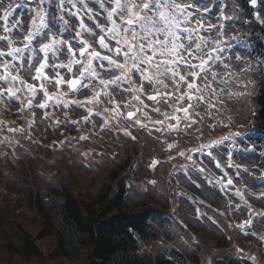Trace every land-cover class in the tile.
Segmentation results:
<instances>
[{
	"label": "trees",
	"instance_id": "obj_1",
	"mask_svg": "<svg viewBox=\"0 0 264 264\" xmlns=\"http://www.w3.org/2000/svg\"><path fill=\"white\" fill-rule=\"evenodd\" d=\"M231 1L239 16L233 34L254 45L255 51L246 52L251 53L255 66L264 58V24L256 20L246 0ZM261 1L264 17V0ZM218 12L219 8L213 7V13ZM225 12H230L228 6ZM242 79L253 83L247 89L234 88L247 94L241 97L236 112L227 113V131H249L256 135L255 143L264 146V76L245 74ZM211 136L212 132L205 135V131L194 127L186 134L166 139L193 147L205 144ZM106 144L118 148L116 163L103 159L87 175L68 172L61 166L57 185L37 175L42 167L37 161L10 165L0 159V237L6 242L7 252L26 262L41 260L44 254L37 242L52 239L54 247L45 257V263L50 264H205L208 257L214 262L210 260L211 264H251L245 254L252 251L250 247L256 239L241 231L247 220L235 219V214L229 212L222 214L219 201L223 197H218L215 190L209 192L212 206L206 213L199 215L189 206L187 209L184 201L176 213L180 218L172 213L162 187L170 178L168 167L160 176H153L149 170L151 157L161 151V142L154 139L132 143L133 147L125 143L124 148L114 140ZM252 173L264 177V172ZM150 179L156 183L155 192L142 185L149 187ZM212 218H217L218 226L210 224L208 220ZM31 220L39 227L38 239L25 227ZM196 230L201 243H194ZM254 231L263 234L256 227ZM180 239L185 245L180 244ZM205 252H211V256Z\"/></svg>",
	"mask_w": 264,
	"mask_h": 264
},
{
	"label": "snow or ice",
	"instance_id": "obj_2",
	"mask_svg": "<svg viewBox=\"0 0 264 264\" xmlns=\"http://www.w3.org/2000/svg\"><path fill=\"white\" fill-rule=\"evenodd\" d=\"M250 2L253 7L257 6V0ZM88 3L98 4L106 13L101 23L110 26L105 29L101 24H97L96 27L100 28L102 33L99 36L100 47L112 55L102 56L94 48L89 51L91 47L89 39L95 37L97 33L86 28L83 21L80 28L87 33L88 39L82 37V31H77L76 37L65 35L68 30L64 25L68 24V20L64 19L63 12L68 4L75 7L73 0H0V12L3 13L0 20L4 21V24L0 25L2 28L0 67L3 68L0 80L7 84V88L0 89V95L6 92L10 99L19 91V85H23L32 91L34 98L35 87L18 80L17 75L13 74L14 69H24L30 73L34 68L36 73L32 77L34 80L51 83L52 80L43 71L45 68L51 67L55 71L57 68L66 67L68 72H72L73 65H79L74 78L67 81L56 72V86L67 83L69 90L75 93L89 89L90 85L94 89L98 82L103 86L104 95L109 97V102L115 104L117 96L123 98V94L133 91L131 84L124 87V84L129 82L125 73H130L139 77L140 84L135 90L146 94L148 100L166 105L168 108L183 105L187 101L186 106L174 107L172 113L162 112L160 107L153 109L163 114L166 119L176 120L175 125H168L169 129L174 130L179 127L181 119L185 121V127L190 128L192 124L197 123V117L203 120L201 111L204 115L211 116V110L221 111L226 100L245 96L246 91L234 90L247 89L248 85L253 83L251 79L248 81L242 79L245 74L258 73L264 76V58L255 62L253 66L251 53L241 50L234 44L240 40L238 35L233 34L236 28L235 21L239 16L235 9L230 8V12H225V7L228 6L225 0H86L85 8L89 19H92V9L87 7ZM213 7L219 8V12L213 13ZM16 9H26L29 13L28 18L11 19L9 23ZM69 15L75 13L69 12ZM95 15L99 16V13ZM256 20L264 24V17L260 12L256 13ZM105 31L106 35L103 34ZM74 47H78L79 58L73 51ZM61 56L67 58V64L60 62ZM121 57L123 58L120 59ZM94 60L99 62L98 68L93 67ZM104 61H107V65ZM119 69H124L125 72L122 73ZM165 81L170 82L172 90L162 94L158 86L162 85L167 89L169 84ZM40 89L45 99L44 102L38 103L37 107L43 109L49 106L48 101L54 97L43 84L40 85ZM95 96L98 98L99 93H95ZM133 98L140 99L138 95ZM55 101L57 105L63 103L65 108L69 106L68 101H62L59 97H55ZM91 102L90 99L88 103ZM74 103L77 108H86V104L81 101ZM140 103L143 104V101ZM218 105L221 107H217ZM31 106L32 102L29 100L28 107ZM128 106L125 104V107ZM86 110L89 115L84 117V120L90 122L92 112L90 109ZM181 112L183 117L176 115ZM32 114L35 116V112ZM44 115L47 116L48 113ZM134 115L133 111H128L127 119L131 121ZM33 122H29L30 127ZM153 123L163 124V121L155 120ZM104 124L106 125L107 121ZM134 125L146 127L138 119L129 127ZM223 126L227 128L229 123H224ZM101 127L103 129V125ZM155 131L159 132L162 129L155 128ZM124 134L131 135L129 131H125ZM236 137H240L239 132H229L220 140L201 144L197 151L216 160L212 149L218 150L219 145L225 141L231 140L235 143ZM80 139L85 140L87 137L81 136ZM172 147V144L168 145L169 149ZM244 151L249 149L246 147ZM179 155L184 156V152H180ZM188 159L191 160L192 157L189 156ZM156 163L157 161H153L152 166L154 167ZM216 166L220 167L218 161ZM228 166L233 165L229 163ZM199 171L203 173L205 169L200 167ZM187 174L185 172V175ZM227 183L231 185L232 180L229 179ZM247 223L251 224V220ZM251 259L255 260V257Z\"/></svg>",
	"mask_w": 264,
	"mask_h": 264
},
{
	"label": "rangeland",
	"instance_id": "obj_3",
	"mask_svg": "<svg viewBox=\"0 0 264 264\" xmlns=\"http://www.w3.org/2000/svg\"><path fill=\"white\" fill-rule=\"evenodd\" d=\"M66 9H68L71 13H73V11H74V9L71 8V6H66ZM75 13L77 14V16L80 17L79 10L76 9ZM9 23H11V19H9ZM0 25H2V24L0 23ZM60 62H63L62 56L60 57ZM49 63L51 64V60L49 61ZM49 68L51 69L50 73L48 72ZM43 71L52 80L51 83H55L56 72H59L61 74V76L64 77V80H65V76L67 75V72L62 68H57L55 71H53V69L51 67H47ZM0 74H1V69H0ZM23 78L28 80L26 77H23ZM33 82L35 84H37L38 86L30 84L29 81H25L26 84L33 85L36 89V92H35V95L33 98L32 91L30 89L24 87L25 95L27 94L26 96H28V99L29 98H33V99L37 98V96L40 94V93H38V89H40L41 84L44 85V87L47 89V91H48V87H50V83H48L47 81H44V80H34L33 79ZM52 85H53L52 87L56 88L58 93H57V95H53V94L49 93L50 95H53L54 99L48 101V105H49L48 108H50V110L57 109L59 111V110H61V107H63L62 106L63 103H60L59 105H57L56 101H55V97H59L62 101H65L64 99H62L61 95H69V93L67 91H64L65 83H61L59 86H56V84H52ZM0 88L4 89L2 87L1 80H0ZM43 99H45L44 95L42 96V100ZM34 102L38 103L37 101H34ZM26 109L30 112V113L28 112L29 113L28 119L33 120L34 116L32 114V110L34 108L31 106V107H26ZM13 150H14V148H13ZM63 156H64V154H60V153L51 154V155H44L43 161L47 162V164L49 166H48V168H43L44 172L43 173H41V172L37 173V175L39 177H42L43 179H45L48 184L57 185V184H59V181H58L59 179H58L57 175L60 174L59 170H60L61 166L64 168V170H67L68 172H76L77 174H82V175H87L88 173H90L89 171L82 169L80 166H76L74 163H71L68 159H65ZM28 162H30V161L28 160ZM56 170H58V174H56ZM139 199H141L140 196H139ZM31 217H32V215H29L30 219H31ZM25 227L27 228V231L29 233H31L35 238L38 239L39 227L36 223H34V221L31 220V223L26 224ZM0 234H2V231H0ZM9 234H13V232L10 231ZM1 236H4V235H1ZM54 242L55 241L52 239L39 240L37 242V244H38L39 248L41 249L42 253L44 254V257L41 260H32L30 262H26V261H24V259L17 257L16 255H14L10 252H7L6 242L4 241L3 237H0V264H50V263H45V257L48 256V254L53 249ZM51 264H59V263L58 262H52ZM70 264H81V262L79 261L78 263L76 262V263H70Z\"/></svg>",
	"mask_w": 264,
	"mask_h": 264
}]
</instances>
